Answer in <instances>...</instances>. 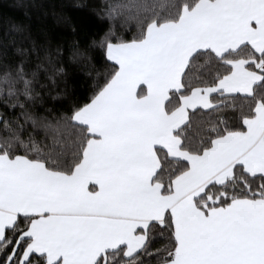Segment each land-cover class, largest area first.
I'll return each instance as SVG.
<instances>
[{
	"label": "snow or ice",
	"instance_id": "obj_1",
	"mask_svg": "<svg viewBox=\"0 0 264 264\" xmlns=\"http://www.w3.org/2000/svg\"><path fill=\"white\" fill-rule=\"evenodd\" d=\"M95 10L0 35V264H264V0Z\"/></svg>",
	"mask_w": 264,
	"mask_h": 264
},
{
	"label": "trees",
	"instance_id": "obj_2",
	"mask_svg": "<svg viewBox=\"0 0 264 264\" xmlns=\"http://www.w3.org/2000/svg\"><path fill=\"white\" fill-rule=\"evenodd\" d=\"M33 3L42 7H34ZM100 0H0V35L9 30L13 24L25 22L28 31L38 39L59 40L71 34L68 24L58 23L52 15L53 10L70 17L71 26L78 30L81 40L94 36L102 25L95 6ZM78 4V7H63L60 5ZM55 5V9L53 6ZM47 12V14H45ZM70 88L82 93L87 87V78L82 73H70L68 78Z\"/></svg>",
	"mask_w": 264,
	"mask_h": 264
}]
</instances>
